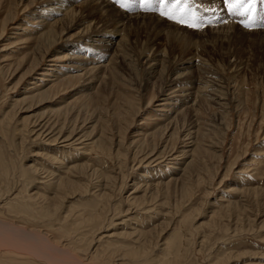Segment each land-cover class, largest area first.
<instances>
[{
	"label": "rangeland",
	"instance_id": "rangeland-1",
	"mask_svg": "<svg viewBox=\"0 0 264 264\" xmlns=\"http://www.w3.org/2000/svg\"><path fill=\"white\" fill-rule=\"evenodd\" d=\"M0 218L83 264H264V0H0Z\"/></svg>",
	"mask_w": 264,
	"mask_h": 264
},
{
	"label": "bare ground",
	"instance_id": "bare-ground-1",
	"mask_svg": "<svg viewBox=\"0 0 264 264\" xmlns=\"http://www.w3.org/2000/svg\"><path fill=\"white\" fill-rule=\"evenodd\" d=\"M95 1V0H93ZM87 2V1H86ZM85 2V3H86ZM59 3V2H58ZM88 3V2H87ZM91 3V2H90ZM104 5V4H103ZM109 5L108 3H106V6ZM83 6V4H82ZM85 6H87V4H85ZM89 6V5H88ZM87 6V7H88ZM56 7V6H55ZM64 7V6H62ZM111 7H115V6H112ZM61 8V7H60ZM65 8V7H64ZM69 8V7H68ZM67 8V9H68ZM85 8V7H84ZM107 8H109V6H107ZM57 9V8H56ZM74 9H69V10H66L68 11V13H66L65 17L62 19H56L55 22L53 23H49L50 25H52L53 28H55V26L62 22L63 23V26L65 27V29H76V24H72L73 20H70L68 21V16L69 15H73ZM83 10V9H82ZM100 10V9H99ZM109 10H111V8H109ZM117 10V9H116ZM48 11H52V10H48ZM58 11V10H57ZM104 11V10H103ZM113 11V10H112ZM102 12V11H101ZM114 12V11H113ZM217 12V11H216ZM58 14V13H57ZM82 14V13H81ZM105 14V13H104ZM109 14V13H107ZM106 14V15H107ZM111 14V13H110ZM113 14V13H112ZM123 15V14H122ZM67 16V17H66ZM75 16V15H74ZM109 16V15H107ZM114 16V14H113ZM117 16V15H116ZM114 17L117 18V17ZM124 16V15H123ZM73 17V16H72ZM71 17V19H72ZM111 17V15H110ZM126 17V16H125ZM109 18V17H108ZM124 18V17H123ZM128 18V17H127ZM152 18V17H151ZM110 21V19H107ZM113 20V18H112ZM118 20V19H117ZM117 20H114V21H117ZM120 20V19H119ZM130 20V19H129ZM159 20V19H158ZM47 21V20H46ZM113 21V22H114ZM75 22V21H74ZM112 22V23H113ZM156 22V21H155ZM76 23V22H75ZM125 23V22H124ZM80 24V23H79ZM78 24V26H79ZM115 24V23H114ZM41 25V24H40ZM122 25V24H120ZM157 25V24H156ZM62 26V27H63ZM52 27H50L51 29H53ZM61 27V29H62ZM63 27V28H64ZM74 27V28H73ZM88 27V26H87ZM117 29V28H116ZM54 30V29H53ZM80 30V29H79ZM117 30H115L116 32ZM119 31V30H118ZM50 32V31H48ZM47 32V33H48ZM97 32V31H96ZM114 31H112V35H114L116 37V33ZM55 32H52L49 33V35L47 34L46 36H48V42H55ZM61 33V32H60ZM115 33V34H114ZM122 34V33H121ZM57 35V34H56ZM119 35V34H118ZM166 35V34H165ZM96 36H98L96 34ZM105 36L101 34V37L99 38H96L94 39V41H98L100 46L103 42H105V46H108L109 43H112V39L110 37L108 38H105L103 39V37ZM123 36V35H122ZM93 37V36H92ZM122 38V37H121ZM114 40V38H113ZM123 40L120 39L119 43H121ZM117 41V40H116ZM118 43V42H117ZM118 43V44H119ZM52 44V43H51ZM98 44V43H97ZM187 44V43H186ZM92 45V44H91ZM93 46V45H92ZM109 49V47H107ZM112 48V47H111ZM107 53V52H106ZM105 53V54H106ZM194 58V57H193ZM187 60V59H186ZM195 60L193 59H190V61H186V62H183V68H177V71H175V75L177 76L178 79H181L180 76L182 75V73H180V70L179 69H189L190 66H191V63H193ZM146 63V67H148L149 69H154L156 68L158 65H160V60L159 58H156V57H149L146 59V61H144ZM163 64V63H162ZM161 64V65H162ZM145 66V65H144ZM95 67V66H94ZM165 68V67H164ZM161 73V72H160ZM186 73V72H185ZM181 74V75H180ZM187 76H188V73H186ZM202 74V73H201ZM184 77V76H183ZM211 81V80H210ZM167 82V81H166ZM203 82V81H202ZM213 83V81H211ZM206 84V83H205ZM211 84V83H210ZM213 85V84H212ZM177 86V83H174V85L172 84V87H173V92L177 93L176 91V87ZM186 86V85H185ZM175 87V88H174ZM178 87V86H177ZM182 87V86H181ZM188 87V86H187ZM178 91L181 89L183 90L182 88L178 87ZM189 89V88H188ZM169 91H171V88H170V85L168 86V89ZM219 90V89H218ZM180 92V91H179ZM197 94V93H196ZM179 95V94H178ZM184 95V94H183ZM182 95V96H183ZM176 96V95H175ZM181 96V95H179ZM219 96V94H218ZM173 97V96H172ZM206 97V96H205ZM182 98V97H181ZM186 98V97H185ZM219 98V97H218ZM217 98V99H218ZM166 100L170 99L169 95L167 94V97L165 98ZM173 100V99H172ZM188 101V100H187ZM184 102V101H183ZM175 104V103H174ZM221 104V103H220ZM171 105V103H170ZM173 105V104H172ZM76 135V134H75ZM73 138V137H72ZM76 138V137H75ZM71 141L69 138H67L66 140H63L65 142L67 141ZM78 140V139H76ZM81 144V142H80ZM158 158V157H157ZM73 166V165H72ZM77 166V165H76ZM7 206V205H6ZM9 210V209H8ZM181 240V238H180ZM183 240V238H182ZM181 242V241H180ZM9 244V245H13V246H19V248H21L22 250H27L29 252L26 253V255L23 256V259L25 258H28V260H23L22 258H17V255L15 257V259H13L12 261H3L0 259V264H83V262L78 259L77 256H75L73 254V251L74 249L72 247H69L67 248L66 246L63 248V246H59V245H55L53 243H50L48 241V239H46V237H44V233H41L40 231L38 230H34V229H29L27 227H23V226H20L17 224V222H11V221H7V220H4L3 218H0V247H2L3 244ZM182 243V242H181ZM18 244V245H16ZM169 244V243H168ZM181 245V244H180ZM169 246V245H168ZM143 247V246H142ZM140 248H138L137 250V255L142 251V255L144 253V248H142L140 251H139ZM26 256V257H25ZM175 263V262H174ZM85 264V263H84Z\"/></svg>",
	"mask_w": 264,
	"mask_h": 264
}]
</instances>
